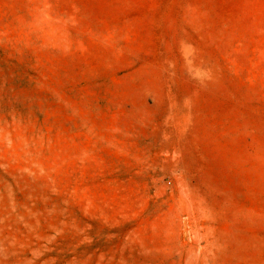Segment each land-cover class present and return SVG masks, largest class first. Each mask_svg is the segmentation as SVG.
I'll list each match as a JSON object with an SVG mask.
<instances>
[{
  "label": "rangeland",
  "instance_id": "374dc122",
  "mask_svg": "<svg viewBox=\"0 0 264 264\" xmlns=\"http://www.w3.org/2000/svg\"><path fill=\"white\" fill-rule=\"evenodd\" d=\"M0 264H264V0H0Z\"/></svg>",
  "mask_w": 264,
  "mask_h": 264
}]
</instances>
